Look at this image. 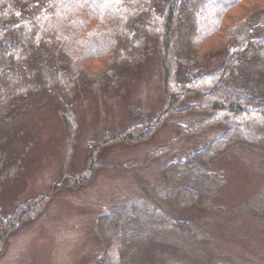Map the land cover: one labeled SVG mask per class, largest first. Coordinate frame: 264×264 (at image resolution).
Masks as SVG:
<instances>
[{
	"label": "rangeland",
	"instance_id": "1",
	"mask_svg": "<svg viewBox=\"0 0 264 264\" xmlns=\"http://www.w3.org/2000/svg\"><path fill=\"white\" fill-rule=\"evenodd\" d=\"M259 20L264 24V15ZM221 59L218 53L190 61L188 69L206 73ZM124 73L117 86L74 96L67 119L48 96L25 98L16 111L1 115L0 225L11 221L0 236V264H98L109 244L99 234L98 218L118 203L140 216L127 228L133 256L128 264H145L143 246L163 241L194 255L215 252L264 264V145L229 146L203 167L206 178L196 169L165 175L166 164L202 148L220 128L166 147L198 116L187 113L167 117L145 138L138 129L128 138L110 139L128 123L130 108L152 114L162 103L158 52ZM237 81L243 82L240 74ZM200 179L205 213H179L172 194L186 184L200 188Z\"/></svg>",
	"mask_w": 264,
	"mask_h": 264
},
{
	"label": "trees",
	"instance_id": "2",
	"mask_svg": "<svg viewBox=\"0 0 264 264\" xmlns=\"http://www.w3.org/2000/svg\"><path fill=\"white\" fill-rule=\"evenodd\" d=\"M263 15L264 0H0V117L16 111L25 98L48 96L67 119L74 96L119 85L125 71L155 50L162 73L160 108L152 114L130 108L128 123L109 137L128 138L140 129V139L145 138L167 117L198 114L166 147L203 129L219 127L220 132L162 171L196 169L197 176L206 178L203 167L229 146L264 145V90L259 84L264 81ZM218 53L222 59L212 71L194 74L188 69L190 61ZM239 74L243 82L236 83ZM64 124L69 133L74 131ZM200 180L201 189L186 184L172 194L179 213H205V179ZM125 205L115 204L98 218L99 234L109 241L98 264H128L133 257L127 228L140 216ZM9 220L0 225L2 237ZM141 260L260 264L215 252L194 255L165 241L144 245Z\"/></svg>",
	"mask_w": 264,
	"mask_h": 264
}]
</instances>
